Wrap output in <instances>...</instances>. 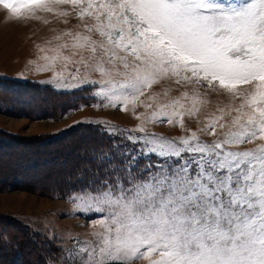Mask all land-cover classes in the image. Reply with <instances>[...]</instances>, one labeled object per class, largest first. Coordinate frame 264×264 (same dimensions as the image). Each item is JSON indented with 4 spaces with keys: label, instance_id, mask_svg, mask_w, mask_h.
<instances>
[{
    "label": "snow or ice",
    "instance_id": "obj_1",
    "mask_svg": "<svg viewBox=\"0 0 264 264\" xmlns=\"http://www.w3.org/2000/svg\"><path fill=\"white\" fill-rule=\"evenodd\" d=\"M0 6L17 19L49 13L67 23L75 14L82 31L57 35V42H65L43 57L50 62L45 67L61 61L77 73L81 65L99 70L109 78L85 77L81 84H100V94L121 110L135 107L164 76L193 86L215 82L233 98L239 85L251 89L239 92L243 102L223 139L209 144L196 132L172 140L154 133L137 138L134 143L147 146L143 155L164 163L171 158L167 169L164 163L149 165L147 175L111 177L70 195L80 212L106 213L98 221L102 231L93 233L97 242L78 247L79 264H127L157 253L149 264H264V144L245 151L227 147L264 140V0H0ZM105 64L122 66L124 79L113 81ZM195 104L193 97L189 114ZM183 109L180 100L157 104L141 114L136 130L145 132L149 122L183 126ZM215 120L206 126L213 135Z\"/></svg>",
    "mask_w": 264,
    "mask_h": 264
},
{
    "label": "rangeland",
    "instance_id": "obj_2",
    "mask_svg": "<svg viewBox=\"0 0 264 264\" xmlns=\"http://www.w3.org/2000/svg\"><path fill=\"white\" fill-rule=\"evenodd\" d=\"M61 10L71 11L70 6H63ZM38 15L42 19H17L10 17L7 10L0 6V264H73V261L79 264L78 247L97 242L93 233L102 231L98 221L106 213L78 210V204L69 197L85 189L82 187L66 196L37 193L40 184L51 187L62 185L64 171L57 168L46 171L45 165L38 170L29 169L27 162L37 157L35 149L32 153L28 151L35 146L31 144L34 143L33 139L42 141L44 138H58L57 134L79 123L98 124L106 132H102L107 142L102 158L109 156L110 152L127 150L123 155L125 161L114 162L116 169L112 171L113 177L122 179L139 176L141 173L147 175L145 169L149 165L164 163V158L154 154L143 155L147 146L142 142L134 143V140L152 133L172 140L190 136L191 132H196L200 141L209 144L223 139V133L228 131L232 116L235 115L234 109L243 102L239 92L251 89L241 84L237 96L233 98L220 90L215 82L213 87L206 84L193 86L178 84L175 78L164 76L139 97L135 107L128 104L126 110H121L119 102L113 106L112 99L100 94V84H81L85 77L95 81L109 78L102 76L99 70L87 71L81 65L77 73L73 64L65 66L61 61L45 67L50 62L43 57L53 55L51 49L57 43L65 42L64 39L57 42L54 38L66 30L76 32L82 31V28L78 27L81 21L75 14L67 17V23L53 14ZM93 39H99L98 34H94ZM62 51L68 54L67 50ZM103 66L111 72L110 78L113 81L118 83L124 79L119 74L124 71L122 66ZM43 88L49 89L50 95H53L52 91L67 93L68 96L62 97L66 101L61 104L55 102V106L47 105L40 94ZM109 88L111 85H106L105 92ZM193 97L196 98L195 111L189 114L193 109ZM175 100L184 104L180 117L183 126L178 122H149L144 125L145 132L136 130L141 124V114L151 112L157 104L170 105ZM146 104H151L152 108H146ZM56 106L63 109L56 111ZM177 110L180 111L179 108ZM221 116L222 119L215 120ZM213 120L216 123L215 135L206 130V126ZM221 123L225 125L224 128L219 126ZM72 134L78 137L72 135L68 140L62 138L57 148L69 149V146L64 147L67 141L75 148L93 138H87L81 133ZM261 144H264V140L258 136L250 142L227 147L234 151H245ZM38 157L43 160V155ZM185 158L191 159V156L185 154ZM170 163L171 158H168L167 163H164L165 169ZM130 164L136 167L128 172L126 169ZM26 167L29 170L18 175L17 172ZM27 177L39 178L37 182L40 184L29 179L28 184H24ZM158 258L157 253L133 259L127 264H149L150 260Z\"/></svg>",
    "mask_w": 264,
    "mask_h": 264
},
{
    "label": "trees",
    "instance_id": "obj_3",
    "mask_svg": "<svg viewBox=\"0 0 264 264\" xmlns=\"http://www.w3.org/2000/svg\"><path fill=\"white\" fill-rule=\"evenodd\" d=\"M8 87L11 86H7V88ZM48 90L49 89L47 88H43L40 90L41 91L40 94L47 105L52 104L51 106H55V104H53L55 102H57L56 104H61L66 101L62 97L68 96L67 93L63 94V93H56V91H52L53 95H50ZM55 109L56 111H58L63 108L56 106ZM102 132L106 133L105 131L101 130V126L98 124L79 123L72 127H69L65 132L57 134L56 136H58V138L60 137L59 139L44 138V140L42 141H39L36 138L33 139L34 143L31 144L35 146L34 148L30 147L28 151L29 153H32L35 149V154L37 155V157H34L32 158L31 161L27 162V165L30 166L29 169L38 170L41 166L43 167L45 165L44 167L46 171L52 168H57L60 171L63 170L64 181L62 185L51 187L49 185L42 186V184L37 182L39 181V178L32 179L27 177L26 179H24L25 180L24 184H28L27 182L29 180L34 181V183L41 185V187L37 188L38 190V191L36 190L37 193H41V194L44 193L50 195L59 194L66 196L70 192L81 189V187L86 189L90 186H95L98 184L97 182H99V180L103 181L110 179L111 177H113L112 171L116 169L114 167V162L122 161V160L125 161L123 155L127 150L126 149L119 150V152H114V153L110 152L109 156H105L102 158L101 155H104V150H106V144H107V142L105 141L106 137L103 136ZM72 133H79V134L81 133L84 134L83 136L87 138H89L90 136L93 138L87 139L84 145L81 146L79 144L75 148L70 145V141H67L66 144L68 145L64 144L65 145L64 147L69 146V149L63 150L62 147L57 148L59 146L58 141L61 140L62 138H66V140H68V137L72 135L78 137V135ZM71 144H75V143H71ZM40 146L42 148L46 147L47 149L42 150ZM49 148L50 149L52 148L53 150L50 151ZM40 154L43 155L42 161L38 157V155ZM29 169L26 167V169L24 168L22 171L17 173L18 175L19 174L23 175L24 171ZM84 185H88V186L84 187ZM15 188H19V187L15 186Z\"/></svg>",
    "mask_w": 264,
    "mask_h": 264
}]
</instances>
